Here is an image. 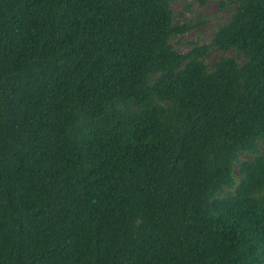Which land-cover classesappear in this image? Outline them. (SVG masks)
<instances>
[{
    "label": "trees",
    "instance_id": "1",
    "mask_svg": "<svg viewBox=\"0 0 264 264\" xmlns=\"http://www.w3.org/2000/svg\"><path fill=\"white\" fill-rule=\"evenodd\" d=\"M228 5L182 52L170 0H0V264H264V0Z\"/></svg>",
    "mask_w": 264,
    "mask_h": 264
},
{
    "label": "rangeland",
    "instance_id": "2",
    "mask_svg": "<svg viewBox=\"0 0 264 264\" xmlns=\"http://www.w3.org/2000/svg\"><path fill=\"white\" fill-rule=\"evenodd\" d=\"M219 1L206 0L203 6H198L192 0H170L175 20L179 23L193 21L194 24H198L200 20L206 22L184 37L174 40V44L179 50L189 51L193 41L207 42L217 25L230 19L234 6L228 5L224 10H221ZM218 56V52L212 51L208 54L207 61L212 63Z\"/></svg>",
    "mask_w": 264,
    "mask_h": 264
}]
</instances>
